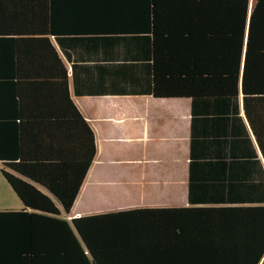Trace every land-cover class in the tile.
I'll use <instances>...</instances> for the list:
<instances>
[{
  "label": "trees",
  "instance_id": "1",
  "mask_svg": "<svg viewBox=\"0 0 264 264\" xmlns=\"http://www.w3.org/2000/svg\"><path fill=\"white\" fill-rule=\"evenodd\" d=\"M99 46L149 51L118 72L132 91L191 99L190 206L55 218L96 154L64 58L80 72ZM0 99V160L15 175L2 173L25 207L0 212V264H264V0H0ZM70 129L84 136L78 153ZM38 225H63L66 253Z\"/></svg>",
  "mask_w": 264,
  "mask_h": 264
},
{
  "label": "crops",
  "instance_id": "2",
  "mask_svg": "<svg viewBox=\"0 0 264 264\" xmlns=\"http://www.w3.org/2000/svg\"><path fill=\"white\" fill-rule=\"evenodd\" d=\"M87 50L90 55L83 60L85 62L80 72L74 71L71 64L65 58L64 60L68 68L71 98L93 133L96 154L70 212H65L55 200L60 210V215L55 218L70 223L74 218L111 212L190 206V159L193 143L191 99L154 97L150 89L153 87L151 73L143 76L147 81L140 82L141 87H148L150 90H131L134 87V76L126 80L118 72L124 71L122 65L125 64L138 66L148 63L151 54L146 56L142 52L149 51L124 46H99ZM132 52H138L141 57H135ZM97 55L98 58H95ZM115 57L119 58L113 60ZM86 63L92 64L88 76H84V68L88 67L85 66ZM96 63L104 66L103 76L99 74V67L94 65ZM28 69L35 71L34 67ZM76 81L86 88L78 92L74 86ZM98 84L107 85L110 89L100 94L95 88ZM112 84H120L121 87L112 91ZM0 103L5 112V102L0 99ZM4 117L5 113L3 119ZM18 125L19 120L17 127ZM20 133L15 130L19 139ZM64 137H67V142L72 147L75 146L77 153L79 149H83L84 136L80 130L76 129L74 132L70 129ZM78 166L76 161L71 175L75 174ZM3 170L14 174L0 160V212L21 211L25 208L24 204L5 179ZM65 173L68 172L62 174ZM73 178L70 176L67 181L73 184ZM29 182L53 198L45 188ZM27 211L36 212L31 209ZM36 228L45 234L50 231V238L46 239L49 246L59 247L61 255L64 249L66 253L67 238L63 240L62 237L63 225H38ZM67 228L68 225L65 230ZM57 234L60 240L57 239ZM53 236L56 237L52 238ZM64 262L68 264V260L64 261L62 257L54 259V264Z\"/></svg>",
  "mask_w": 264,
  "mask_h": 264
}]
</instances>
